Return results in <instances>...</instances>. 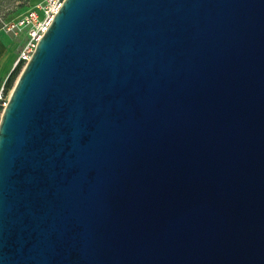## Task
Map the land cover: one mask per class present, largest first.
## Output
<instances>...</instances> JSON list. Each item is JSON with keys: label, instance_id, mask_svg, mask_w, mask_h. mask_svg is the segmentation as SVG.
<instances>
[{"label": "water", "instance_id": "water-1", "mask_svg": "<svg viewBox=\"0 0 264 264\" xmlns=\"http://www.w3.org/2000/svg\"><path fill=\"white\" fill-rule=\"evenodd\" d=\"M0 264H264V0H64L2 116Z\"/></svg>", "mask_w": 264, "mask_h": 264}, {"label": "built area", "instance_id": "built-area-1", "mask_svg": "<svg viewBox=\"0 0 264 264\" xmlns=\"http://www.w3.org/2000/svg\"><path fill=\"white\" fill-rule=\"evenodd\" d=\"M64 0H45L44 4L29 10L17 19L9 22L7 27L16 34L26 31V40L19 53L14 68L24 66L31 59L42 36L48 30L55 15L63 5ZM13 68V69H14ZM12 90L2 85L0 87V125L5 108L8 105Z\"/></svg>", "mask_w": 264, "mask_h": 264}, {"label": "rangeland", "instance_id": "rangeland-1", "mask_svg": "<svg viewBox=\"0 0 264 264\" xmlns=\"http://www.w3.org/2000/svg\"><path fill=\"white\" fill-rule=\"evenodd\" d=\"M44 2L45 0H0V37L5 42V48L9 50L10 53H13L14 56L21 52L23 48L26 40V31L16 34L14 31L9 30L7 24L25 14L29 10L44 4ZM22 69L20 70L18 76L20 75ZM13 70L8 72L6 76L0 78V87L4 84L7 86L8 79ZM13 86L10 90H12Z\"/></svg>", "mask_w": 264, "mask_h": 264}, {"label": "crops", "instance_id": "crops-1", "mask_svg": "<svg viewBox=\"0 0 264 264\" xmlns=\"http://www.w3.org/2000/svg\"><path fill=\"white\" fill-rule=\"evenodd\" d=\"M19 53H17L16 56L10 53L9 50L5 48L4 40L0 37V78L6 76L8 72L13 70L14 63Z\"/></svg>", "mask_w": 264, "mask_h": 264}, {"label": "trees", "instance_id": "trees-1", "mask_svg": "<svg viewBox=\"0 0 264 264\" xmlns=\"http://www.w3.org/2000/svg\"><path fill=\"white\" fill-rule=\"evenodd\" d=\"M21 69H22L21 66H18L16 68H14V70L12 71V73H11L9 79H8V83H7V86H6L7 89H10L14 85V82H15V80H16V78H17V76H18V74H19Z\"/></svg>", "mask_w": 264, "mask_h": 264}]
</instances>
